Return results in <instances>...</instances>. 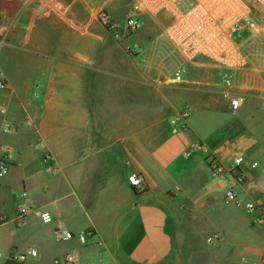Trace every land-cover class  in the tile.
I'll return each mask as SVG.
<instances>
[{
    "label": "crops",
    "instance_id": "1",
    "mask_svg": "<svg viewBox=\"0 0 264 264\" xmlns=\"http://www.w3.org/2000/svg\"><path fill=\"white\" fill-rule=\"evenodd\" d=\"M124 2L1 8L0 264L30 250L36 257L22 264H264V221L246 208L264 200L261 75L239 73L244 98L232 111L209 60L187 62L163 41L130 58L121 41L98 37L96 19L98 9L120 16ZM236 157L235 172L208 168ZM132 173L143 191L128 183ZM20 205L32 211L17 227Z\"/></svg>",
    "mask_w": 264,
    "mask_h": 264
},
{
    "label": "built area",
    "instance_id": "2",
    "mask_svg": "<svg viewBox=\"0 0 264 264\" xmlns=\"http://www.w3.org/2000/svg\"><path fill=\"white\" fill-rule=\"evenodd\" d=\"M3 1L25 6L31 0ZM161 12L167 13L170 17V23L164 30L168 42L187 62L203 57L220 67L223 86L221 95L229 101L232 111L238 110L244 98V95L238 91V75L253 69L251 65L253 53L250 47L258 41L264 45V0H136L124 21L123 32L127 34L137 30L141 25L138 17ZM99 19L110 31L119 28V25L104 12L99 14ZM0 44L3 45V42ZM258 72L262 82L260 97L264 101V68ZM184 73L183 68L179 69L174 73V79L180 81ZM4 87L5 80L0 69V91ZM186 117V111L178 115L179 120H184ZM8 130L9 126H6L4 131ZM194 148L198 149L199 145H195ZM44 160L52 162V156L45 153ZM242 161L241 157L234 158L227 169L217 161L211 160L208 168L213 174L223 176L228 172H235ZM7 174V164L0 162V180ZM237 177L241 178V176ZM127 181L138 191L145 189L144 180L137 173L130 174ZM225 198L229 202H234L237 200V193L228 189ZM246 208L248 213L258 210L260 212L258 222L264 221V200L254 205H247ZM31 211L32 209L26 205L18 206L13 223L17 227L21 226L26 215ZM33 212L43 224L51 223L50 213L36 210ZM2 220L4 218L0 217V221ZM90 234L87 232L78 234L80 243L85 244V235ZM56 235L59 239L72 238V234L65 231H59ZM36 255L35 250L12 255L7 259L6 264H22L28 257L33 258ZM66 264H72L68 256Z\"/></svg>",
    "mask_w": 264,
    "mask_h": 264
},
{
    "label": "rangeland",
    "instance_id": "3",
    "mask_svg": "<svg viewBox=\"0 0 264 264\" xmlns=\"http://www.w3.org/2000/svg\"><path fill=\"white\" fill-rule=\"evenodd\" d=\"M135 2L136 0H125L124 10L120 16L111 17L109 15L111 20H113L119 25V28L116 29L115 31H110L100 21L99 14L101 12L107 14L104 9H98L96 13L97 23L101 27L100 30L98 31V37H100L102 41L111 40V38L112 40L115 41H121L122 43H124L125 51L128 53L130 58H136L139 55V49L142 48L144 44L148 45L150 43L160 42V41L170 44L164 36V30L166 26L170 23V17L167 13L161 12L157 14L140 16L138 17V19L141 21V25L137 30L127 34L123 32L124 21ZM4 3L5 1L0 0V11ZM250 49L252 50L253 53V57L251 59V65L253 66L256 72L253 71L248 73L260 74V72L258 71L261 70V68H264V45H262L261 42L258 41L253 46H251ZM132 50H136V51L133 52ZM14 52L17 56L18 54H20L19 51H14ZM0 58H2V53L0 54Z\"/></svg>",
    "mask_w": 264,
    "mask_h": 264
}]
</instances>
